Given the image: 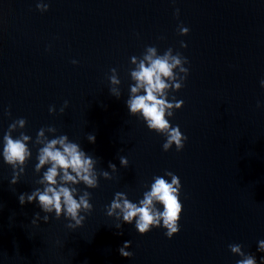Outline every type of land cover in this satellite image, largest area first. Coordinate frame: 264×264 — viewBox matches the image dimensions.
I'll return each mask as SVG.
<instances>
[{"label": "water", "instance_id": "obj_1", "mask_svg": "<svg viewBox=\"0 0 264 264\" xmlns=\"http://www.w3.org/2000/svg\"><path fill=\"white\" fill-rule=\"evenodd\" d=\"M156 59L172 65L154 95L187 137L180 151L175 143L165 151L167 131L130 109L147 95L133 73ZM262 81L264 0H0V264H237L247 255L264 264ZM6 136L25 144L24 162L5 159ZM63 137L92 159L93 186L65 181L63 169L56 185L45 179L53 162L40 165L41 150ZM157 178L183 206L171 238L162 218L142 235L111 207L117 199L141 207ZM50 186L91 207L56 219L38 195L19 203ZM150 207L164 211L155 198Z\"/></svg>", "mask_w": 264, "mask_h": 264}, {"label": "clouds", "instance_id": "obj_2", "mask_svg": "<svg viewBox=\"0 0 264 264\" xmlns=\"http://www.w3.org/2000/svg\"><path fill=\"white\" fill-rule=\"evenodd\" d=\"M40 5H38V8ZM48 7V6H47ZM178 14V12H177ZM182 34H189V29L187 27H181L180 29ZM182 47H187V44L182 42ZM149 51H154L153 49H149ZM151 60V57H148ZM175 64H180V60L173 58ZM185 62L187 63V59L185 58ZM76 63V61H73ZM184 72L188 74V69H182ZM133 76L140 82V87H144L147 95H138L135 96L130 101V109L133 113L137 111H142L145 118L148 120L149 127L151 129L167 131V141L163 145L165 151L172 147V144L175 143L176 149L178 151L184 148V142L187 140V137L184 136L180 132L179 126L175 128H170V125L167 120H165V110L164 104L165 101L161 99H157L154 92H162L167 85L161 79V76L171 77L172 76V65H170L167 59H156L151 62V66L146 67L143 63L140 64V70L133 73ZM187 75L183 78L186 79ZM264 84V81H262ZM177 89H181L183 86L179 83L175 85ZM133 92L137 91L136 87H133ZM177 107L183 105V101L176 102ZM68 102L65 101V107H67ZM171 107V104H169ZM51 111V109H50ZM64 111V108H61V112ZM21 124L24 123L23 120L20 121ZM42 134V133H41ZM7 143L5 146V159L8 162H12L15 160H19L20 162H24L26 148L25 144L20 140H12L11 137H5ZM27 139V137H25ZM67 137H63L60 140H52L47 147H44L41 150L40 155V165L45 164L47 161H52V166L48 168L45 173V179L49 182V185H56L59 172L58 169H63V179L65 181H72L74 183H78L77 177L80 180H83L87 183L88 186H93L94 181L86 175L89 172V169L92 166V159H82L83 153L77 150L76 144H65L64 141ZM88 139L92 142H95L96 137L94 134H90ZM61 144L63 146V152L56 148L57 144ZM122 163H127L124 157H121ZM110 167H115V165L110 164ZM68 169H72L73 172L76 173V176H73L69 173ZM173 176V184H180L179 177L168 173ZM106 175V174H105ZM13 180L11 183H15ZM47 187L43 193H34L33 195H29L27 197V201L24 199V194L19 196V203L21 205H25L26 203L35 202L36 195L39 197V205L42 207L43 211L52 212L55 210V218L59 219V217L66 213L70 214L73 219H76L78 215V209L81 206V203L84 204L86 208H90L91 206L87 204L84 197H80V203L73 197L72 191L68 188L61 187L59 191H57L56 187ZM182 188V185H181ZM178 189L173 188L172 184L166 182L163 178H157L155 183L152 185L151 192L145 194V198L140 201L141 207H138L135 203L129 202V200L124 199L123 205H121L119 199L113 200L112 209L121 208L123 211V219L126 223L132 224L135 222V228L138 230L140 234H147L154 227H161L160 218L163 219V227L167 229L166 235L171 238L175 234L179 233L180 226L179 222L181 220L183 206L180 201V194L174 195L177 193ZM50 193V194H49ZM122 194L118 193L117 196H121ZM153 198L157 199L159 202L163 204L164 211L163 212H153L150 206L153 205ZM39 217V213L35 214ZM111 215V212H109ZM138 217V219H136ZM45 222H48V217H45ZM35 223V220H33ZM77 224H80V220H76ZM69 227H74V225H69ZM130 243L129 241L125 242V244ZM230 250L233 253H240L241 256H245L243 252H241V245L232 244L229 245ZM260 252H264V240L259 242ZM119 251L125 255H130L127 252H124L123 248L119 249ZM133 255V253L131 254ZM264 259V257H262ZM237 264H257V259L253 255H247L245 258L237 261Z\"/></svg>", "mask_w": 264, "mask_h": 264}]
</instances>
